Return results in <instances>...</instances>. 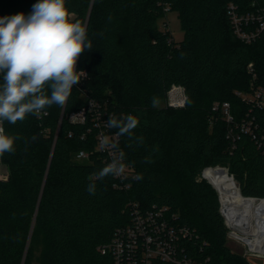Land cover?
<instances>
[{"label":"trees","instance_id":"trees-1","mask_svg":"<svg viewBox=\"0 0 264 264\" xmlns=\"http://www.w3.org/2000/svg\"><path fill=\"white\" fill-rule=\"evenodd\" d=\"M36 2L0 0V17L28 15ZM229 2L66 0L72 19L87 25L92 48L77 61L85 73L63 107L3 124L18 139L14 152L0 156L9 170L0 179V264H114L102 248L131 224L130 203L143 210L167 207L168 221L192 228V238L180 239L181 254L203 264H251L228 246L218 192L204 177L209 167H226L244 196L264 198V149L253 137L264 136V105L238 94L264 87V33L251 42L238 38ZM240 3L264 11V0ZM167 8L179 13L180 42L159 24ZM173 84L186 90L182 108L163 103ZM86 97L99 102L102 118L139 119L133 137L117 141L124 163L143 177L128 189L109 176L95 181V195L85 190L107 164L96 150L98 127L91 118L69 119ZM248 121L253 132L242 129ZM141 136L143 143L136 139ZM80 151L89 158L78 159ZM213 170L228 177L223 168ZM154 263L176 264L159 258Z\"/></svg>","mask_w":264,"mask_h":264},{"label":"clouds","instance_id":"clouds-1","mask_svg":"<svg viewBox=\"0 0 264 264\" xmlns=\"http://www.w3.org/2000/svg\"><path fill=\"white\" fill-rule=\"evenodd\" d=\"M74 15L69 12L66 0H37L28 15L21 12L0 17V156L14 152L18 139L5 133V121L16 124L29 114L41 117L52 105L63 107L72 88L85 73L77 70L76 65L80 56L91 50L92 44L87 25L72 19ZM138 125L136 116L122 114L119 118L109 116L106 126L118 129L116 136L132 138ZM136 139L143 143L142 136ZM102 144L105 148L117 147L107 137ZM145 162H151L150 158L146 157ZM125 167L121 152L93 174L94 179L87 184L86 192L95 195V181L120 176ZM142 178L136 176L137 180Z\"/></svg>","mask_w":264,"mask_h":264},{"label":"built area","instance_id":"built-area-1","mask_svg":"<svg viewBox=\"0 0 264 264\" xmlns=\"http://www.w3.org/2000/svg\"><path fill=\"white\" fill-rule=\"evenodd\" d=\"M169 10V8H167ZM233 31L235 35L247 42H251L264 33V11L261 9H247L241 5L240 0H230L228 3ZM244 99L253 102L258 106L264 105V87L253 86L250 92H238ZM187 101L185 88L180 84H173L167 92V105L171 107H183ZM224 107H229V103L224 102ZM99 102L94 98L86 97V104L77 112H72L69 119L74 123H84L88 116L98 127L96 134V150L105 155V161L111 162L114 157H118L122 152L117 145L119 136L116 132L109 131L106 126L108 119L102 118L99 114ZM228 111V110H227ZM46 112V111H44ZM47 114V112H46ZM234 120L231 114L228 121ZM242 129L252 131V122H243ZM229 132L232 135V129ZM107 137L110 143H115V149L105 148L102 140ZM253 137L258 140L259 146L264 149V136L253 132ZM83 153V156L80 154ZM90 153L80 151L78 159L89 158ZM125 171L120 176H115L117 186L121 189H128L132 180L135 179L134 169L126 164ZM215 168V167H214ZM207 170V169H206ZM204 171V177L208 179ZM229 173V172H228ZM255 204L259 207V212L264 215V198L253 197ZM224 205V204H223ZM131 224L123 229H118L112 242L102 248L103 253H111L114 264H155L154 259L171 260L176 264H203L198 259L185 254V248L180 245L181 238H192L195 231L188 225L172 223L164 217L167 207L143 210L137 203H130ZM229 227L228 235L235 236L243 241L248 247L247 253L252 256L264 257V240L262 234L245 231L240 226L241 223H234L226 218ZM158 264V263H156Z\"/></svg>","mask_w":264,"mask_h":264},{"label":"bare ground","instance_id":"bare-ground-1","mask_svg":"<svg viewBox=\"0 0 264 264\" xmlns=\"http://www.w3.org/2000/svg\"><path fill=\"white\" fill-rule=\"evenodd\" d=\"M220 167L209 168L217 169ZM206 170L205 174L208 179L221 191L222 201L225 206V213L228 219L234 223H241V227L245 231L254 232L255 234H262L261 239L264 240V215L259 211V207L255 204V200L252 198H245L240 191L235 179L228 177L229 179L222 178L219 171H216L220 175L214 176L213 171ZM224 169V168H223ZM226 170V169H225ZM208 171V172H207ZM226 173H229L226 170Z\"/></svg>","mask_w":264,"mask_h":264},{"label":"rangeland","instance_id":"rangeland-1","mask_svg":"<svg viewBox=\"0 0 264 264\" xmlns=\"http://www.w3.org/2000/svg\"><path fill=\"white\" fill-rule=\"evenodd\" d=\"M159 24H160V26H162L166 30L171 31L173 39L176 42H180L181 40H183L184 30H183L182 25H181V20H180L178 11L168 10L166 12V15L160 19ZM163 103L167 104V98ZM174 108H182V107H174ZM213 174H214L215 178H216V176L220 175V174L217 175V173L214 171H213ZM8 175H9L8 167L4 163H2L1 157H0V179H5L8 177ZM229 176L232 177L230 172H229L228 177ZM228 177H222V178L229 179ZM235 181H236L238 187L240 188V184L238 183V181L236 179H235ZM210 183L217 190L219 198H220V203H221V199H222L221 191L218 188H216L212 182H210ZM221 205H222V203H221ZM132 218H133V215H131V219ZM229 219H231V217H229ZM225 220H226V217H225ZM243 230H244V228H243ZM227 244L234 251L242 252L244 254V256L250 261L251 264H264V257L249 255L247 253V249H248L247 247L248 246L243 241L238 239L237 237L228 235Z\"/></svg>","mask_w":264,"mask_h":264},{"label":"water","instance_id":"water-1","mask_svg":"<svg viewBox=\"0 0 264 264\" xmlns=\"http://www.w3.org/2000/svg\"><path fill=\"white\" fill-rule=\"evenodd\" d=\"M216 167H220V168H224V169H226L227 170V172H229V170L226 168V167H223V166H216ZM209 168H214V167H209ZM209 168H207V169H209ZM231 176L234 178V175L233 174H231ZM235 179V178H234ZM209 180V179H208ZM210 181V180H209ZM211 182V181H210ZM215 186V185H214ZM216 187V186H215ZM217 188V187H216ZM241 191V190H240ZM243 195V194H242ZM244 196V195H243ZM245 198H252V196H244ZM221 203H222V205H221V212H222V214L224 215V217H226V218H228L227 217V215H226V213H225V206L223 205V201H222V199H221Z\"/></svg>","mask_w":264,"mask_h":264}]
</instances>
